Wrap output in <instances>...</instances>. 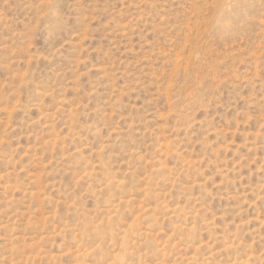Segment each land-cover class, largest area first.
Here are the masks:
<instances>
[{
  "label": "rangeland",
  "instance_id": "rangeland-1",
  "mask_svg": "<svg viewBox=\"0 0 264 264\" xmlns=\"http://www.w3.org/2000/svg\"><path fill=\"white\" fill-rule=\"evenodd\" d=\"M0 264H264V0H0Z\"/></svg>",
  "mask_w": 264,
  "mask_h": 264
}]
</instances>
